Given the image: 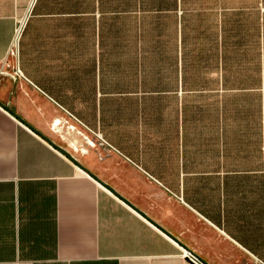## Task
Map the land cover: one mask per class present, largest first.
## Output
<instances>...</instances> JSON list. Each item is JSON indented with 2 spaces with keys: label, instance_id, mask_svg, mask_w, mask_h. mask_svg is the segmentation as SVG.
<instances>
[{
  "label": "crops",
  "instance_id": "obj_1",
  "mask_svg": "<svg viewBox=\"0 0 264 264\" xmlns=\"http://www.w3.org/2000/svg\"><path fill=\"white\" fill-rule=\"evenodd\" d=\"M30 1L0 0V62ZM30 11L0 102L119 197L0 107V264H264V0Z\"/></svg>",
  "mask_w": 264,
  "mask_h": 264
},
{
  "label": "built area",
  "instance_id": "obj_2",
  "mask_svg": "<svg viewBox=\"0 0 264 264\" xmlns=\"http://www.w3.org/2000/svg\"><path fill=\"white\" fill-rule=\"evenodd\" d=\"M33 3H34V0H31L29 2L26 13L22 17L16 19L13 37H12V40L10 42L11 43L10 47L7 51L6 56L0 62V73H4L6 71V69H10L11 73H12V75H14V77L23 78V75H21L20 70L18 68V59H17L18 41H19L21 34L23 33V31L25 29L24 26H25V23L27 21L28 16L31 13L30 9H31ZM8 59H12L13 64H10ZM66 114H67V117L70 120H72L75 124H68V122L66 120L62 121L59 119H55L52 121L53 122L52 123L53 129L58 131V126H60L62 128L64 127V128H66L67 132H71V133H74L75 135H77L79 137H82L85 144L90 146V147L93 146L94 144H93L92 139L90 137H88L87 134H91L93 137L101 139V137H99L98 133L95 134V133L91 132L86 126H84L82 123L77 121L73 116H71L68 113H66ZM77 126L82 127L87 132V134H83L82 131L77 129ZM72 148H73V145H72ZM80 153H82V150H80Z\"/></svg>",
  "mask_w": 264,
  "mask_h": 264
},
{
  "label": "water",
  "instance_id": "obj_3",
  "mask_svg": "<svg viewBox=\"0 0 264 264\" xmlns=\"http://www.w3.org/2000/svg\"><path fill=\"white\" fill-rule=\"evenodd\" d=\"M0 107L6 110L14 119L18 120L20 123L24 124L28 129H30L32 132L36 133L40 138H42L48 145H50L52 148H54L59 154H62L65 158H67L72 164H74L78 169L81 171H84L87 173L92 179L96 181L97 184L102 185L107 190H109L114 196H118L116 192H114L108 185H105L100 179H97V177L92 174L88 169H86L83 165H81L75 157L69 153L66 149L58 146L55 144L50 138L45 137L38 131H36L34 128H32L28 123L24 122L17 114H15L10 107L0 102ZM127 203V202H126ZM188 253H190L188 251ZM196 259V258H195ZM198 259V258H197ZM196 259V260H197ZM199 260V259H198Z\"/></svg>",
  "mask_w": 264,
  "mask_h": 264
},
{
  "label": "rangeland",
  "instance_id": "obj_4",
  "mask_svg": "<svg viewBox=\"0 0 264 264\" xmlns=\"http://www.w3.org/2000/svg\"><path fill=\"white\" fill-rule=\"evenodd\" d=\"M69 119V118H68ZM65 131L67 132V130H66V128H65V130H64V133H65ZM82 131V130H81Z\"/></svg>",
  "mask_w": 264,
  "mask_h": 264
}]
</instances>
